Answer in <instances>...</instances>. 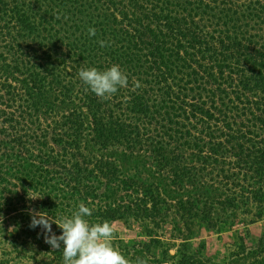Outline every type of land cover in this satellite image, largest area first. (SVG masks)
<instances>
[{
	"label": "trees",
	"instance_id": "trees-1",
	"mask_svg": "<svg viewBox=\"0 0 264 264\" xmlns=\"http://www.w3.org/2000/svg\"><path fill=\"white\" fill-rule=\"evenodd\" d=\"M112 65L128 87L108 99L86 90L82 67ZM139 156L179 195L187 226L264 210V0H0L6 210L32 179L98 200L99 215L148 221L166 203L138 169L123 174Z\"/></svg>",
	"mask_w": 264,
	"mask_h": 264
},
{
	"label": "rangeland",
	"instance_id": "rangeland-1",
	"mask_svg": "<svg viewBox=\"0 0 264 264\" xmlns=\"http://www.w3.org/2000/svg\"><path fill=\"white\" fill-rule=\"evenodd\" d=\"M150 167L144 156L128 157L122 164L123 174L138 169L145 182L160 184L167 213L160 210V214L153 216L154 220L152 217L148 221L126 215L112 219L98 214V200L84 203L92 210V215L87 217L90 223L110 222L114 229L111 243L131 264L137 258L146 260L147 264H264L263 209L247 205L228 210L216 220L217 230H207L200 223L187 226L173 209L174 199L179 195ZM26 187L25 201H16L10 212L2 199L8 197V190L0 186V264H63L62 249L53 250L46 244L40 227H29V211L46 212L56 219L70 217L80 202L72 193L57 186H38L32 179H27ZM41 195L46 197V204L41 203ZM104 196L110 201L127 199L115 189L104 191ZM101 201L103 204L104 200ZM52 229L57 235L62 234L55 224Z\"/></svg>",
	"mask_w": 264,
	"mask_h": 264
},
{
	"label": "clouds",
	"instance_id": "clouds-1",
	"mask_svg": "<svg viewBox=\"0 0 264 264\" xmlns=\"http://www.w3.org/2000/svg\"><path fill=\"white\" fill-rule=\"evenodd\" d=\"M89 36H95V28L88 29ZM101 47H109L110 43L99 41ZM79 79L98 98L108 99L115 95L120 88L128 87V76L119 65H112L105 70L95 67H82L78 72ZM141 85L135 82V87ZM31 223L29 227H40L44 242L53 250L62 249L63 264H131L116 248L111 240L114 229L109 221L90 223L87 217L92 210L83 202L71 216H61L56 219L48 216L46 212L30 209ZM55 224L62 232L57 235L53 232ZM135 264H147V261L137 258Z\"/></svg>",
	"mask_w": 264,
	"mask_h": 264
}]
</instances>
